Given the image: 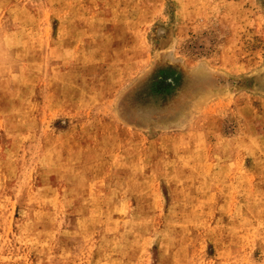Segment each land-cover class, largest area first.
Instances as JSON below:
<instances>
[{
  "label": "rangeland",
  "instance_id": "obj_1",
  "mask_svg": "<svg viewBox=\"0 0 264 264\" xmlns=\"http://www.w3.org/2000/svg\"><path fill=\"white\" fill-rule=\"evenodd\" d=\"M0 264H264V0H0Z\"/></svg>",
  "mask_w": 264,
  "mask_h": 264
}]
</instances>
